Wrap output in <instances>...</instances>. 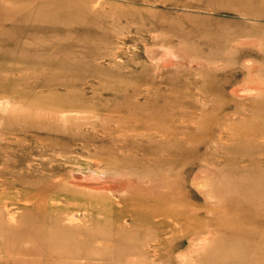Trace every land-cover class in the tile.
Returning a JSON list of instances; mask_svg holds the SVG:
<instances>
[{"label": "rangeland", "instance_id": "1", "mask_svg": "<svg viewBox=\"0 0 264 264\" xmlns=\"http://www.w3.org/2000/svg\"><path fill=\"white\" fill-rule=\"evenodd\" d=\"M0 102V264H264V0H0Z\"/></svg>", "mask_w": 264, "mask_h": 264}, {"label": "bare ground", "instance_id": "2", "mask_svg": "<svg viewBox=\"0 0 264 264\" xmlns=\"http://www.w3.org/2000/svg\"><path fill=\"white\" fill-rule=\"evenodd\" d=\"M166 50V49H165ZM7 102V101H6ZM1 103V102H0ZM133 122H135V121H133ZM178 122V121H177ZM136 123H137V125H133V126H139V125H142L143 123H141L140 122V120L139 121H136ZM146 123V122H145ZM144 123V124H145ZM149 128V127H148ZM140 130V129H139ZM167 130V129H166ZM170 132V131H169ZM163 136V135H162ZM171 136V135H170ZM124 140V139H123ZM123 143V142H122ZM136 155V154H135ZM172 163V162H171ZM174 163V162H173ZM122 165V164H121ZM122 168V167H121ZM117 172V171H116ZM118 173V172H117ZM83 174V173H82ZM123 175V174H122ZM81 177V176H80ZM86 177V176H85ZM118 177V176H117ZM127 177V176H126ZM133 177V176H132ZM150 177V176H149ZM83 179V178H82ZM140 179V178H139ZM117 180V179H116ZM150 180V179H149ZM120 181H122V180H120ZM140 181V180H139ZM141 181H144V179L143 180H141ZM164 181V180H163ZM163 181H160V183L161 184H165L166 182H163ZM150 182H151V180H150ZM159 183V184H160ZM114 184V183H113ZM164 186V185H163ZM258 186V185H257ZM105 188V187H104ZM107 189V188H106ZM108 190V189H107ZM253 190H255V188L253 189ZM257 190V189H256ZM109 191V190H108ZM164 192H163V195L165 196V195H168V193H170V190L169 189H165V190H163ZM176 191V190H175ZM258 191V190H257ZM75 192V191H74ZM259 192V191H258ZM175 193V192H174ZM247 193H249V191L247 190ZM57 194V193H56ZM112 194V193H111ZM73 195V194H72ZM121 195V194H120ZM90 196H92L91 194H90ZM87 197V196H86ZM89 197V196H88ZM102 197V196H101ZM111 197H113V196H111ZM115 197V196H114ZM90 198V197H89ZM97 199V198H96ZM115 199V198H114ZM123 199V198H122ZM128 198H126V200H127ZM129 199H130V197H129ZM133 199V198H132ZM248 199V198H247ZM95 200V199H94ZM118 200V199H117ZM125 200V201H126ZM56 201V200H55ZM62 201V200H61ZM129 201V200H128ZM153 201V200H152ZM117 202V201H116ZM119 202V201H118ZM159 202H161V201H159ZM259 202V201H258ZM258 202H255L254 201V203H253V206H252V209H253V213H256V212H259L260 210H263L260 206H258ZM52 203V202H51ZM57 203V202H56ZM128 203V202H127ZM140 203V202H139ZM153 203V202H152ZM71 204V203H70ZM82 205H84V204H82ZM153 205V204H152ZM4 206V205H3ZM69 206V205H68ZM76 206V205H75ZM81 206V205H80ZM9 207V206H8ZM137 207V206H136ZM135 207V208H136ZM157 207V206H156ZM162 207V206H161ZM142 209V208H141ZM61 210V209H60ZM169 211L171 210V209H168ZM137 210L135 209L134 210V212H136ZM63 212H66V210L65 211H63ZM63 212H61V213H63ZM72 212V211H71ZM127 212V211H126ZM138 212H139V210H138ZM160 212V211H159ZM142 213V212H141ZM167 213H168V211H167ZM46 214V213H45ZM60 215V212L59 213H57V215ZM147 214H149V213H147ZM175 214V213H174ZM14 215V214H13ZM72 215V214H71ZM139 215H141V214H139ZM138 215V216H139ZM157 215V214H156ZM176 215V214H175ZM256 215V214H255ZM46 216V215H45ZM69 216H70V214H69ZM73 216V215H72ZM75 216V215H74ZM84 216H85V214H84ZM94 216V215H93ZM135 216V215H134ZM134 216H132V217H134ZM155 216V215H154ZM159 216H161V215H159ZM81 217V216H80ZM86 217V216H85ZM90 217V216H89ZM146 217H148V216H146ZM167 217H169V216H167ZM171 217V216H170ZM169 217V218H170ZM56 218V217H55ZM58 218V217H57ZM60 218V217H59ZM64 218V217H63ZM70 218V217H69ZM73 218V217H72ZM75 218H76V216H75ZM90 218H92V217H90ZM94 218V217H93ZM140 218V217H139ZM161 218V217H160ZM181 218V217H180ZM45 219V218H44ZM74 219V218H73ZM150 219V218H149ZM156 219V218H155ZM158 219V218H157ZM165 219V218H164ZM70 220V219H69ZM97 220V219H96ZM131 220H133L132 218H131ZM94 221V220H93ZM99 221V220H98ZM121 221V220H120ZM161 220H159L158 222H160ZM126 222V221H125ZM124 222V223H125ZM165 222V221H164ZM167 222V221H166ZM169 222V221H168ZM177 221L175 220V223H176ZM95 223V222H94ZM161 223H163V221L161 222ZM262 223L263 222H261V221H254L253 222V224L255 225L254 226V228L256 227V226H258V225H262ZM49 225H50V223H49ZM170 225V224H169ZM79 226V225H78ZM135 226H137V225H135ZM161 226V225H160ZM34 227V226H33ZM39 227V226H38ZM121 227V226H120ZM81 228V227H80ZM247 229H246V231L248 230V227H246ZM96 229V228H95ZM44 233V232H43ZM42 234V233H41ZM67 234V236L65 235V238H64V240H57V238H53L52 236H48V238H47V242H48V246L51 248V249H60V247H63V245H64V248L63 249H60V251L61 252H65L66 251V249H68L69 248V246H71V245H69V239H70V234H68V233H66ZM195 234V233H194ZM43 235V234H42ZM207 235V234H206ZM209 235V234H208ZM202 237V236H201ZM204 237V236H203ZM154 240V239H153ZM201 240V239H200ZM204 240H206V239H204ZM261 240H263V239H261ZM46 242V241H45ZM74 243V242H73ZM202 243V242H201ZM203 245V244H202ZM237 249V248H236ZM235 249V251L237 252V250ZM188 250V249H187ZM239 250H240V248H239ZM79 252V251H78ZM233 252H234V250H233ZM232 252V253H233ZM231 253V254H232ZM183 254V253H182Z\"/></svg>", "mask_w": 264, "mask_h": 264}]
</instances>
